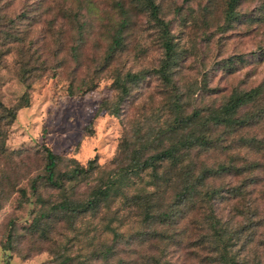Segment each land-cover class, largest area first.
I'll return each instance as SVG.
<instances>
[{
    "label": "rangeland",
    "instance_id": "374dc122",
    "mask_svg": "<svg viewBox=\"0 0 264 264\" xmlns=\"http://www.w3.org/2000/svg\"><path fill=\"white\" fill-rule=\"evenodd\" d=\"M228 4L0 0V264H60L58 250L67 264H264V144L259 150L237 142L190 150L196 172L230 162L232 153L236 164L257 161L259 167L210 177L209 185L224 196L182 206L181 218L167 231L174 237L165 241L146 238L155 225L144 221L143 209L132 201L156 187L149 171L133 177L96 217L54 212L51 204L61 190L39 180L31 187L32 177L43 172L41 143L83 164L96 156L93 176L65 188L83 198L98 176L118 160L125 163L133 147L148 155L168 145L164 131L173 120L172 99L180 96L185 112L206 114L234 91L264 88V0H238L232 18ZM167 31L175 55L170 82L158 70ZM127 72L140 80L111 113L103 105L118 101L114 79H126ZM24 92L28 105L9 120L4 107L16 105ZM245 131L226 133L224 143L241 134L264 138V121ZM240 185L242 194L232 196L231 188ZM179 186H159L156 201L171 202ZM210 209L228 241H204L213 233ZM107 221L121 231L117 240L105 230ZM100 244H113L112 256L90 261Z\"/></svg>",
    "mask_w": 264,
    "mask_h": 264
},
{
    "label": "trees",
    "instance_id": "16d2710c",
    "mask_svg": "<svg viewBox=\"0 0 264 264\" xmlns=\"http://www.w3.org/2000/svg\"><path fill=\"white\" fill-rule=\"evenodd\" d=\"M237 2L238 0H229L228 16L230 18L234 16V7ZM150 6L152 8L155 5L150 2ZM162 23L163 27L166 26L165 22L162 21ZM170 37L167 31L164 39L165 57L158 68L166 82L171 81L170 68L175 62L174 46ZM21 80L26 86L30 85L27 79ZM139 80L138 74L129 72L126 73V79H114L115 87L120 91L118 101L112 107L107 104H104L103 107L111 113H117L119 103L128 94L131 83L133 84ZM263 93L262 84L234 91L222 104L210 108L206 114H202L196 109L185 112L180 96L172 99L170 109L174 113L173 120L164 131V133L168 132L169 134L168 145L148 155H143L140 146L133 147L126 157L125 163L121 160L116 161L117 163L114 167L108 171L106 170L104 176L97 177L96 183L91 187L88 195L83 198L73 197L71 192H67L65 188L67 183H71L73 186L72 183L77 184L82 180L88 181L93 176L99 166L96 162V156L88 159L83 164L75 157L58 154L47 144L41 143L38 147L45 156L43 172L32 177L31 187L36 189L39 180L50 187L61 190L60 198L51 204V209L54 212L69 214L72 217L85 214L96 217L103 210H109L112 199L123 195L124 188L134 183L135 179L133 177H139L142 172L149 171L156 187L149 192L138 193L134 200L128 195H126V199L127 201L129 199L132 200L134 206H140L143 209L144 221L155 225L150 233H145L146 238H157L156 240L158 241L170 240L174 235L167 232L168 228L173 224H177L179 218H181L179 214L182 206L188 205V203L193 204L197 200L200 203L204 200L212 202L214 198H222L224 196L221 195V190L218 187L209 185L210 177L222 173L239 174L245 170L250 171L257 166L259 167L257 161L236 164V155L232 153L230 162H219L214 169L204 166L196 172L194 161L189 159V152L194 148L208 150L217 147L219 144L230 145L232 142H237L238 147L247 146L253 148L252 150L261 149V145L264 144V138H259L255 134L250 136L241 134L229 142H224L226 133L235 134V132L245 131L264 121V106L260 104ZM28 103V95L24 92L16 105L4 107L5 116L9 120H13L17 109L28 105ZM0 105L2 106L1 102ZM93 117L88 121L86 128H91ZM217 127H220L221 130L219 133L214 134ZM114 160H117V158ZM61 163H65L66 166L63 170L58 169ZM159 168L162 169L160 170ZM171 183L180 185L179 189L174 193L173 200L165 205L157 202L158 192L160 193L159 186L164 189L165 186L171 185ZM241 194V185L231 188L232 196ZM212 211L210 209L209 224L210 228L213 229V233L210 234V237L204 238V241H228V237L225 236L226 230L220 225L219 217ZM110 224L107 221L104 226L105 230L111 232L114 240H117L121 235V231ZM113 250V244H100L94 252L92 251L94 258L91 257L90 261H98L100 258L108 261L113 254ZM62 256L63 250H58L55 254V258L59 260L60 264H67V259L65 257L61 258Z\"/></svg>",
    "mask_w": 264,
    "mask_h": 264
}]
</instances>
